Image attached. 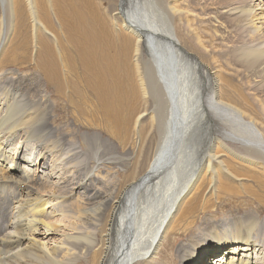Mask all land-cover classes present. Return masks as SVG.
Masks as SVG:
<instances>
[{"label": "bare ground", "instance_id": "bare-ground-1", "mask_svg": "<svg viewBox=\"0 0 264 264\" xmlns=\"http://www.w3.org/2000/svg\"><path fill=\"white\" fill-rule=\"evenodd\" d=\"M179 1L0 0V137L35 141L33 162L48 168L24 170L20 142L9 152L0 141V264H205L211 253V264H264L254 251L264 254V137L226 101L241 100L232 77ZM254 3L252 31L264 34V3ZM56 99L74 123L118 141L132 125L144 169L106 178L103 162L122 160L113 144L95 132L69 143L52 125ZM72 163L83 174L74 186Z\"/></svg>", "mask_w": 264, "mask_h": 264}, {"label": "rangeland", "instance_id": "rangeland-1", "mask_svg": "<svg viewBox=\"0 0 264 264\" xmlns=\"http://www.w3.org/2000/svg\"><path fill=\"white\" fill-rule=\"evenodd\" d=\"M254 1V0H253ZM252 0H180L178 5L183 9L188 10L191 14L197 15L198 18L194 20L193 27L197 32L201 35L202 40H204V47L209 52V55H213V61L211 63L215 65L223 74L232 77L233 86L232 90L239 94L241 100H226L231 101L230 104H233L238 109L242 110L246 114V119L254 122L255 126L258 127L260 134L264 137V34L262 30L258 32L252 31V28L256 26V22L253 21V16L248 8H250V4H253ZM261 1V2H260ZM264 3V0H257L254 4ZM152 6V5H151ZM155 12L156 7L154 6ZM157 13L156 15H158ZM204 15L207 18V21L200 19V16ZM213 32L216 34L222 33L223 38L220 40L216 36H212ZM212 37V38H211ZM193 50L198 51L201 54H204L203 48L198 45H195ZM260 52L261 55L257 58L253 57H243V53L245 52ZM207 55V54H204ZM20 71L26 72L27 70ZM46 91L49 96L53 97V94L50 90ZM54 98V97H53ZM63 104V105H62ZM63 106V108H62ZM52 125L57 126L58 128L69 133L68 142L73 144V142H80V146L83 147L81 143V136L83 134L90 133H98L101 138H106L107 141H110L114 150L112 153L117 152V156L121 158V161H118L115 166L116 168H112L113 165L112 160H105L103 163L106 164V167H101L100 171L103 174H108L106 178L112 177L115 173H119L120 181L123 183L127 180V177L132 172H138L141 169H144L146 161L143 158L144 155L141 154L139 158H137L139 149L134 144L132 125L128 126V131L125 137H123V142L118 141L113 136H111L108 132L102 130L100 127H88L86 125L80 124L78 122L77 125L74 123L73 117L69 114V109L67 107V103H62L61 100L56 99L54 105L52 106ZM64 109V110H63ZM139 111V108H138ZM68 112V113H67ZM55 114V115H54ZM66 114V115H65ZM72 121V123H71ZM67 124H70L68 126ZM144 127V128H143ZM148 124H143L140 128L141 137H144V133L148 130ZM132 130V131H131ZM238 128L234 124L231 125V131H237ZM6 132V131H4ZM132 136H131V134ZM91 135V134H90ZM129 136V138L127 137ZM4 137V138H3ZM125 138H128L127 140ZM2 139V140H1ZM18 136H5L2 134V138L0 137V141L2 142L3 148L7 151L14 150L16 148L17 143L20 142V147H22L23 152L20 153V157H16L14 163L18 164L21 168L26 169L28 172L32 170L40 171V175L46 176L48 175V168L45 164L38 163L35 166L36 157L38 153L39 146L37 144H33L32 140H18ZM125 140V141H124ZM128 141V142H127ZM31 142V143H30ZM121 142V143H119ZM125 142V143H124ZM127 142V143H126ZM208 144V138L205 143H202L201 140L197 139L195 142V150L201 148H205ZM51 147L56 149L53 153L56 155L60 150V146L56 143V140L52 139L49 142ZM93 145H96L93 142ZM125 149H124V147ZM227 145L231 148V150L237 152L238 154H242V146L241 144L227 140ZM121 146V147H120ZM137 148H135V147ZM133 147V148H132ZM28 149L29 151H24V149ZM134 149V150H133ZM32 152H31V151ZM30 152V153H29ZM198 152V151H197ZM132 154V155H131ZM106 156V157H105ZM105 158H109L105 154ZM129 157L127 162L123 159ZM48 158V156H46ZM27 160V162H26ZM10 161V160H9ZM108 162H110L111 166H108ZM120 162V163H119ZM92 164L91 162L87 163L88 167ZM69 167V175L66 176L69 181L68 185H76L80 182L78 179H83V174L81 170H76L78 167L72 163V165H68ZM109 167V168H108ZM73 168V169H72ZM81 169V167H80ZM103 169V170H102ZM109 171H108V170ZM112 169V170H111ZM107 171V172H106ZM72 172V173H71ZM81 175H80V173ZM105 172V173H104ZM79 173V174H78ZM79 178H78V177ZM81 176V177H80ZM73 177V178H72ZM77 179H76V178ZM75 178V180H74ZM70 179L74 180L71 181ZM86 180V179H85ZM71 181V182H70ZM78 182V183H77ZM72 183V184H71ZM244 183L250 188H254V181L247 179ZM74 184V185H73ZM245 196L244 194H241ZM233 203L223 202L219 205L222 211L232 210L234 208ZM178 238V237H176ZM255 251V255H261L263 257L262 251ZM218 254V253H217ZM214 253L208 254L205 259V264H211V259L216 257ZM208 260V261H206Z\"/></svg>", "mask_w": 264, "mask_h": 264}, {"label": "water", "instance_id": "water-1", "mask_svg": "<svg viewBox=\"0 0 264 264\" xmlns=\"http://www.w3.org/2000/svg\"><path fill=\"white\" fill-rule=\"evenodd\" d=\"M149 44V43H148Z\"/></svg>", "mask_w": 264, "mask_h": 264}]
</instances>
